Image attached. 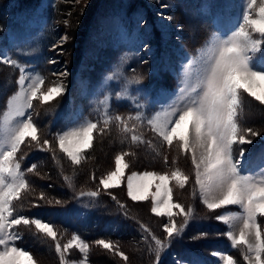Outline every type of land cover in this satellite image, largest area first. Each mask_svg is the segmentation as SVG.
Listing matches in <instances>:
<instances>
[{
	"label": "rangeland",
	"instance_id": "374dc122",
	"mask_svg": "<svg viewBox=\"0 0 264 264\" xmlns=\"http://www.w3.org/2000/svg\"><path fill=\"white\" fill-rule=\"evenodd\" d=\"M6 1H0V8ZM61 1L70 4L73 12L79 10L82 13L91 0ZM142 1L144 8L140 12L132 13L133 15L122 14L123 9L120 8L122 12L107 11L98 14L93 23H82L80 38L75 42L70 33V20L60 19L59 9L53 12L57 0H47L45 3L40 0L36 6L25 4L23 0H8L7 8L0 10V21L6 23L5 26L0 23V126L15 105L14 97L22 89L28 90L37 77L43 79L37 97L47 92L50 87L60 85L64 89L61 95L47 103H42L39 98L33 99L32 107L26 110L25 117L19 118H31L37 126L38 139L32 141L27 137L14 158L20 163V171L27 184L21 190L19 199L12 203L14 215H23L30 221L40 218L42 222L50 223L57 234L55 239L47 237L31 223L14 227L15 233L21 236L15 240L14 246L28 251L35 264H62V261L63 264H90L87 259L88 252L82 253L75 246L67 252L64 251V245L74 235L78 237V232L72 230L65 234L63 228H55L53 222L41 215H30L31 210L36 207L32 198L48 199L45 191L39 188L48 173L55 172L58 179L63 181L62 188H66L72 196L73 202L71 209L66 211L67 217L76 216L77 219L89 221L93 214L92 208L99 202H106L108 205L112 203L113 210L110 209L109 212L113 214L119 211L121 213L117 214H124V200L129 197L127 176L132 172L139 174L152 171L171 176L176 170L189 177L183 188L175 180H171L169 184L172 200L183 206L184 214L179 209H173L171 217L156 216L151 212V198L134 201L136 204L133 207L154 218L152 224L157 226L156 232L164 237L167 236L164 225L172 227L174 224L179 230L175 235L186 234L188 242L194 246L200 259L209 254L212 260L198 263L180 260L174 251H170V259L179 264H224L222 257L230 255L234 264H249L244 259L246 246L240 244L233 247L228 237L229 232L238 237L243 227L242 220L230 219L225 223L218 219L222 215H242L240 207L232 205L216 210L208 209L195 183L191 153L182 151L176 140L171 146L168 145L154 131L150 121L162 120L167 113L173 111L177 112L173 119L178 118L179 110L185 109L190 98L195 95L192 88L197 85L198 73L212 50L221 40L228 39L239 29L240 24L244 23L243 15L246 11L255 18V8H247L248 0ZM231 3L237 7H229ZM258 6L259 0L256 7ZM121 7H124L123 3ZM230 12L237 13L236 22L227 29L223 22L229 18ZM248 31L251 32V29ZM127 35H130L128 40ZM252 37L261 40V50L251 66L264 71V37L255 32ZM9 59L16 60L17 64L7 63ZM22 76L23 84L20 83ZM200 90L197 88V92ZM255 90L260 92L261 88ZM240 95L241 106L237 122L242 130L241 134L252 143L234 145V158H239V149L243 148L249 163L243 168L242 174L258 178L264 168V104L248 96L243 90ZM86 121L97 124L89 149L94 151L99 140L110 133L109 139L119 134L115 141L124 147V151L110 154L106 163L98 162L103 169L97 173L93 170V181L89 179L80 182L86 151L81 154V162L73 164L60 151L58 139L66 132L79 129ZM246 128H251L259 135L253 137L250 133L243 132ZM133 135L137 140H132ZM45 140L48 141L47 146L44 144ZM117 155H123L129 167L125 169L119 186L104 189L100 179L115 170ZM140 166L152 169H139ZM29 168L32 171L29 172ZM119 188L124 189L122 194ZM111 189L117 190L120 200L109 195L108 191ZM154 190L153 187L151 191ZM93 191L99 196L88 195ZM105 206L102 204L101 209ZM189 208L192 209L190 214ZM257 219L261 231L264 232V217ZM109 222L103 224L104 229L109 228ZM194 227L212 229L210 233L213 235L208 237L212 239L207 241L214 246V250L204 251L198 240L192 242L189 239L190 235L192 238H205L209 234L204 231L198 232V235L191 233L195 230ZM62 232L65 236H62ZM28 235L31 236L29 239ZM248 238L254 241V235ZM57 244L60 245V252L56 251ZM112 245V248L117 247L116 244ZM170 245L169 242L166 243L165 249ZM39 246L47 247L50 253L47 256L50 257L45 259L35 255L33 250ZM97 246L103 248L102 245ZM121 248L118 250L124 254L128 251ZM0 250H3V246H0ZM230 250L234 252L230 253ZM93 253L98 254L96 251Z\"/></svg>",
	"mask_w": 264,
	"mask_h": 264
},
{
	"label": "snow or ice",
	"instance_id": "6c2138e0",
	"mask_svg": "<svg viewBox=\"0 0 264 264\" xmlns=\"http://www.w3.org/2000/svg\"><path fill=\"white\" fill-rule=\"evenodd\" d=\"M256 5L257 0H248L247 8H255V18L246 11L243 15L244 23L240 24L239 29L228 39L221 40L212 50V54L198 73L197 85L192 88L195 95L190 98L185 109L179 110L178 118L173 119V116H177V112L173 111L167 113L164 119H154L150 123L168 145L171 146L176 140L182 151L191 153L195 167V183L208 209L216 210L232 205L240 207L242 215H222L218 219L225 223L230 219L242 220L243 227L238 237L228 233L232 246H246L244 259L249 264H264V232L261 231L257 219L264 217V168L258 178L245 175L242 170L249 163L245 150L240 148L239 158H234V145L252 143L241 134L242 130L237 122L241 106L240 91L243 90L248 96L264 104V71L251 66L256 54L261 50V40L254 39L252 33H259L264 37V0H259L258 7ZM249 28L251 32L248 31ZM6 62L17 64V61L12 59ZM20 83H24L23 76ZM42 84L43 79L37 77L28 90L22 89L14 97L15 105L4 124L0 126V246H3V250H0V264H35L28 251L8 246L9 242L18 238L12 231L14 226L31 223L47 237L55 239L57 235L53 226L42 222L40 218L31 221L23 216L13 218L12 203L19 199L21 190L27 187L20 171L21 165L14 158L27 137L32 141L38 139L37 126L31 118H19L25 117L26 110L32 107L33 99L39 98L42 103H47L64 91L62 86L57 85L37 97ZM197 88L201 90L197 92ZM257 88H261V91L257 92ZM96 128V123L86 121L79 129L59 136L60 151L65 153L73 164H79L81 154L92 146L93 131ZM243 132L250 133L253 137L259 135L251 128L243 129ZM132 140H137V137L133 135ZM44 144L47 146L48 141L45 140ZM128 167L124 156L117 155L115 170L101 178L100 184L104 189L119 186ZM28 171H32V168ZM188 179L189 177L179 170L173 171L171 176L152 171L139 174L132 172L127 176V195L132 201H146L151 198V212L156 216L171 217L173 209H179L181 214H184L183 206L173 202L169 184L171 180H175L183 188ZM153 187L155 190L151 191ZM88 195L95 197L97 192L93 191ZM191 212L192 209L189 208L188 214ZM164 231L171 238L179 230L174 224L172 227L165 224ZM252 235L254 241L248 238ZM153 239L159 256L166 245L155 237ZM97 243L104 249L113 247L103 239ZM73 246L82 253L89 249V245L75 235L64 245V251L67 252ZM56 251H61L59 244L56 245ZM116 254L125 260L128 259L123 252L117 251ZM222 259L224 264H234L230 255H224Z\"/></svg>",
	"mask_w": 264,
	"mask_h": 264
},
{
	"label": "trees",
	"instance_id": "16d2710c",
	"mask_svg": "<svg viewBox=\"0 0 264 264\" xmlns=\"http://www.w3.org/2000/svg\"><path fill=\"white\" fill-rule=\"evenodd\" d=\"M23 1L25 4L34 6L38 5L40 2V0ZM61 2V0H57L53 12H56V10L59 9L61 12L60 19L65 18L66 21L70 20V33L73 37V42L76 40L78 41L80 38L81 24L84 22V24H88L90 21L93 23L98 14H102L107 11L122 12L120 9L122 8V14L133 15L132 13L137 11L140 12L144 8L142 0H91L87 5H85L82 13H80L79 10L77 12H73L70 4L68 5ZM7 3L8 0L3 3L1 6L2 8H0L1 11H3L2 9L5 7L7 8ZM122 3L124 7H121ZM116 4L118 7H116ZM132 6H134L133 9ZM57 19H59V17ZM6 20L9 21L8 18H6ZM0 23H2L4 26L6 24L3 21H0ZM93 77H95V75ZM110 136L111 135L109 133L104 139L99 140L98 145H96L94 148V151L92 149L86 150V157L83 162L84 168L81 170V176L79 178L80 182H86L89 181V179L93 181V170L95 169L94 171L97 173L101 172L103 169L101 168V164L98 162H101L102 164L103 162L106 163L110 154H118L124 151V147L119 145L118 141H115L119 134L117 136L114 135L112 139H109ZM89 157H92V159L89 160ZM140 168L150 169L151 167L145 168V166H140L139 169ZM44 179L45 180L41 181L39 188L45 191V195L48 197V199L46 200V198H41V200H35L32 198V203L34 202L36 207L31 210L30 215H41L44 219L53 222L55 228H63L62 230H64L65 234L71 233L72 230H75L76 233L78 232V237L89 245L87 259L90 264H179L170 259V251H174L180 260H189L193 263H198L201 261L208 262V260H212V257L211 255L209 256V254L202 256L200 259V257H198V252L194 249V246L190 245L188 242L186 234L174 235L173 237L169 238L168 235L164 237L163 234L156 232L155 229L157 226L152 224L154 218H150L149 214L145 215V213L143 214L138 209L136 210V208L133 207L136 202L132 201L129 197H126L124 200L126 205L124 214H117L121 213V211L116 212V214L109 212L110 209L113 210V207L111 206L113 204L108 201L111 205H108L106 202H99L98 205H95L92 208L93 214L89 221L77 219L76 216H71L68 218L66 211L71 209L73 201L71 199L72 196L69 195V192L66 190V188H62L63 181L61 179L59 180L53 171L52 173H48ZM119 191L120 194H122L121 192H123L124 189L119 188ZM108 192L109 195L114 196V198L120 196V194L118 195L117 190L115 191L111 189ZM98 196L99 194H97V197ZM117 199L120 200L119 197ZM102 204L106 206L101 209ZM106 209L108 211H105ZM105 222L111 223L109 228L104 229L103 224H105ZM194 229L195 230L191 231V233H196L198 235V232L204 231L205 233L209 234L204 236L205 238H200L199 236L192 238L191 235H187V237L189 236V239H191L192 242L198 240L197 242L199 243V246L201 245V247L204 248V251L207 250V252H211L214 250V246L207 241L208 239H212L208 238L209 235H213L210 233L212 229L206 227H194ZM64 233H61L63 234L62 236H65ZM28 237L31 236L28 235L27 238ZM153 237L159 239L165 245L168 242L171 244L168 248H164L160 252L159 256H157V245L155 244ZM101 239L107 243L116 244L117 247L115 246V248L111 249H104L102 247L99 248V246H97V241ZM120 248L124 250L125 248L128 249L127 252L125 251V254H127L126 256L128 258L127 260L116 254ZM95 251L98 253L97 255H94L93 252ZM33 252H35V255L44 257L45 259L50 257L47 256V254H50L48 253L47 247L44 248L43 246H39L35 251L33 250ZM229 252L232 253L234 250H230ZM191 253H193V255H191ZM52 254L55 255L54 252Z\"/></svg>",
	"mask_w": 264,
	"mask_h": 264
},
{
	"label": "bare ground",
	"instance_id": "6f19581e",
	"mask_svg": "<svg viewBox=\"0 0 264 264\" xmlns=\"http://www.w3.org/2000/svg\"><path fill=\"white\" fill-rule=\"evenodd\" d=\"M46 1H47V0H44V3H45ZM228 1H229V0H228ZM230 6H231L232 8H233V7H234V8L237 7V5H234V3L231 4ZM230 6H229V7H230ZM230 13H231V12H230ZM226 14H227V13H226ZM233 15H234V13H231V14H229V17L231 18V17H233ZM76 259H77V258H76Z\"/></svg>",
	"mask_w": 264,
	"mask_h": 264
}]
</instances>
